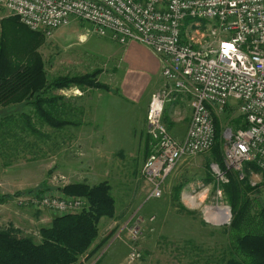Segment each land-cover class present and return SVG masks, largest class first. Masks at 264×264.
<instances>
[{"label": "built area", "instance_id": "built-area-1", "mask_svg": "<svg viewBox=\"0 0 264 264\" xmlns=\"http://www.w3.org/2000/svg\"><path fill=\"white\" fill-rule=\"evenodd\" d=\"M8 17L46 37L72 21L85 22L97 36L109 35L121 46L138 43L160 59L163 82L146 111L152 143L142 168L150 185L145 201L161 197L178 162L211 151L214 118L226 107L241 120L237 128L221 125L224 167L242 180L243 167L252 164L264 179V0H0V27ZM203 22L211 25L200 30ZM183 98L190 117L179 140L170 134L163 116L166 105ZM228 100L233 103L227 105ZM213 167L220 182L227 183L225 172ZM56 194L25 196L26 201L20 197L18 205L45 208L58 216L78 213L86 205L59 190ZM144 222L136 215L121 225L113 222L111 240L93 258L90 252L84 254L79 263L100 264L125 232L130 252L121 264H141L138 241Z\"/></svg>", "mask_w": 264, "mask_h": 264}, {"label": "rangeland", "instance_id": "rangeland-1", "mask_svg": "<svg viewBox=\"0 0 264 264\" xmlns=\"http://www.w3.org/2000/svg\"><path fill=\"white\" fill-rule=\"evenodd\" d=\"M201 25L199 29L204 30L211 24L203 22ZM22 40L26 45L30 39L24 34ZM114 43L109 35L100 37L93 34L90 24L72 21L67 27L55 31L51 37L44 36L38 46V53L42 57L49 80L59 76L98 72L96 81L107 87V90L111 88L120 95L118 87L109 88L104 84L103 78L101 81L98 79L100 68L106 61L105 51ZM14 56L20 58L15 51ZM70 90L74 91L73 94H80L77 88L71 87ZM104 92L108 91L85 89L80 116L86 125L78 128L79 133L92 136L91 144L97 147V157H86L81 155L82 152H75L77 157L74 156L75 161H72L77 165L87 163L89 169L94 168V172L99 174L102 172L99 182L106 181L111 187V194L116 202L118 225L135 215L145 221L141 227L142 238L138 241L141 263L223 264L225 258L230 257L225 231L232 218V209L230 198L227 193H223L221 182L215 174L211 151L178 162L164 182L161 197L145 201L150 191L149 183L141 175L145 162L142 149L147 138V108L143 103L136 108V105L116 95L114 98L107 97ZM96 98L99 102H93ZM231 103L233 101L228 100L227 105ZM168 106H165L164 114L169 111ZM22 113L31 116V107L0 106V181L3 182L0 189L4 186L6 191L11 189L12 191L8 190L5 195L13 197L6 202L5 216L2 215L4 209L2 212L0 210V229L10 225L23 236L36 242L39 240V230L49 227L57 214L40 207H21L18 201L20 202L21 198L28 200L25 196H32L27 194L31 190L55 196L63 186L78 183L79 180L72 174L59 172L61 160L65 157V153L59 150V139L56 138L60 136V131L48 127L36 118H30L32 126L39 132L36 135L30 132L28 125L23 126V129L5 128L10 121L6 120V117H12V122L15 117V121L20 123L23 122L19 118ZM183 114L189 122L190 114L186 110ZM237 114L232 110L230 120L237 118ZM221 118V125H229L222 115ZM244 168L245 166L243 175L248 184L258 187L249 195L254 210L255 207L264 205V179L259 172L249 167L244 171ZM179 185H182V188L178 191ZM217 208L228 211L229 216L225 222L215 221L221 220L218 213L214 214L216 216L213 221L207 219V213H212L207 210L217 211ZM99 225L98 237L91 250H95L94 246L97 245L98 248L104 247L114 236L111 232L116 231L113 221ZM104 240V244L99 243ZM129 252L127 235L123 232L120 239L112 243L100 264H121ZM89 257L93 258V254ZM78 264L90 262L85 260V263Z\"/></svg>", "mask_w": 264, "mask_h": 264}, {"label": "trees", "instance_id": "trees-1", "mask_svg": "<svg viewBox=\"0 0 264 264\" xmlns=\"http://www.w3.org/2000/svg\"><path fill=\"white\" fill-rule=\"evenodd\" d=\"M0 30V106L24 105L32 109L31 116L23 113L20 115L19 118L23 121L20 123L15 121V117L14 122L12 117H6V120L11 121L7 122L6 129H23V126L28 125L30 132L36 135L39 132L32 126L30 118H36L57 131L66 126H74L67 116L69 111L64 112L63 107L59 111L55 104H51L52 100L57 102L58 98L50 97L49 92L71 87L81 91L89 88L109 91L96 81L98 72L59 76L49 80L42 57L38 53V46L44 36L29 31L14 17L4 18ZM24 34L30 39L26 45L22 40ZM14 51L20 58L14 56ZM231 112V107H226L222 114L223 120L237 128L241 118L230 120ZM214 123L216 141L211 153L214 165L225 172L227 183L221 185L223 193H227L230 198L232 209V218L225 231L230 257L225 258L223 264H264V205L252 210V198L249 196L258 187H251L247 178L239 180L235 172L226 170L222 161L223 147L220 139L222 118H214ZM13 135L16 138L15 132ZM151 143V138L147 135L142 149L145 162L151 154ZM247 167L258 172L252 164L245 165L244 171ZM180 188L182 185L177 190ZM59 192L66 197L82 199L86 205L76 214L55 215L49 227L39 230V240L36 242L10 225L0 229V264H78L84 254H94L101 248L97 245L94 246L95 250L90 249L98 237L101 219L119 222L116 219V202L110 185L106 181L97 184L78 182L63 186ZM27 194L43 195L40 191L32 190ZM11 198L13 197L1 195L0 204ZM105 241L99 243L104 244Z\"/></svg>", "mask_w": 264, "mask_h": 264}, {"label": "crops", "instance_id": "crops-1", "mask_svg": "<svg viewBox=\"0 0 264 264\" xmlns=\"http://www.w3.org/2000/svg\"><path fill=\"white\" fill-rule=\"evenodd\" d=\"M107 54L106 61L103 67L100 68V75L98 79L103 78L104 84L109 88L110 86L118 87L120 95L113 91L111 88L108 92H104L107 97L114 98L115 95L120 97L124 101L134 104L138 107L140 104L148 106L150 97L155 93L162 85V64L160 59L152 54L148 49L138 43H129L126 46H121L117 43L111 44L107 47L105 55ZM103 76V77H102ZM65 91V92H64ZM76 91V90H75ZM95 91V90H93ZM50 97H57V102L51 101L52 105L57 106V110L68 112L69 119H73L74 126H66L60 131V136L56 137L59 150L65 153L64 159H62V165L59 166L60 173L72 174L74 178L79 180L78 182L88 184L99 183L101 174L94 172V168L89 169L87 163L77 165L75 159V152H79L86 157H97L95 153L96 145L91 143L92 136H88L78 132V128L86 125V122L81 120L82 105L84 102L85 91L79 90V95L73 90H59L51 91ZM96 95V94H95ZM102 96V95H100ZM99 102V99H94ZM169 111L164 114L163 122L166 125L170 134L181 140L186 132L187 120L183 114L186 110L190 114L188 107V100L183 98L180 101L169 103ZM186 108V109H185ZM147 111V109H145ZM168 114V116H167ZM184 118V120H183ZM188 119V118H187ZM55 143V142H54ZM98 150V149H97ZM94 151V153H93ZM73 160V161H72ZM87 174V176L85 175ZM85 176V177H83ZM1 179V178H0ZM83 179L82 181H80ZM94 182V183H93ZM3 182L0 181V185ZM0 189V194H8V190ZM3 190V191H1ZM11 194V193H10ZM9 202V201H8ZM5 203L0 204V210L4 209ZM5 209L2 215L5 216ZM0 213V216H2ZM111 222L112 220L101 219L100 223ZM100 226V225H99ZM142 264V263H141Z\"/></svg>", "mask_w": 264, "mask_h": 264}, {"label": "bare ground", "instance_id": "bare-ground-1", "mask_svg": "<svg viewBox=\"0 0 264 264\" xmlns=\"http://www.w3.org/2000/svg\"><path fill=\"white\" fill-rule=\"evenodd\" d=\"M218 211V212H217ZM217 211L215 210H213V209H208L207 210V212H212V213H207V219L210 221V220H214L215 219V216H214V214L215 213H218L219 214V216L221 217V220L219 221V220H215V221H217V222H225V220L228 218V216H229V214H228V211L227 210H225V209H222V208H217ZM212 220V221H213Z\"/></svg>", "mask_w": 264, "mask_h": 264}, {"label": "snow or ice", "instance_id": "snow-or-ice-1", "mask_svg": "<svg viewBox=\"0 0 264 264\" xmlns=\"http://www.w3.org/2000/svg\"><path fill=\"white\" fill-rule=\"evenodd\" d=\"M225 47H226V48H227V47H230V45H226Z\"/></svg>", "mask_w": 264, "mask_h": 264}]
</instances>
